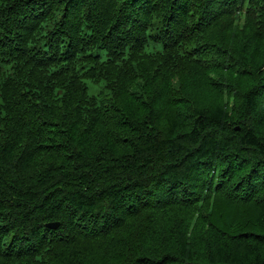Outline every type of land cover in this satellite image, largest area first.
Segmentation results:
<instances>
[{"label": "trees", "instance_id": "1", "mask_svg": "<svg viewBox=\"0 0 264 264\" xmlns=\"http://www.w3.org/2000/svg\"><path fill=\"white\" fill-rule=\"evenodd\" d=\"M0 264H264V0H0Z\"/></svg>", "mask_w": 264, "mask_h": 264}, {"label": "water", "instance_id": "2", "mask_svg": "<svg viewBox=\"0 0 264 264\" xmlns=\"http://www.w3.org/2000/svg\"><path fill=\"white\" fill-rule=\"evenodd\" d=\"M55 226H56V224H55ZM51 227H54V225H53V226H51Z\"/></svg>", "mask_w": 264, "mask_h": 264}, {"label": "rangeland", "instance_id": "3", "mask_svg": "<svg viewBox=\"0 0 264 264\" xmlns=\"http://www.w3.org/2000/svg\"><path fill=\"white\" fill-rule=\"evenodd\" d=\"M94 94H95V92H94Z\"/></svg>", "mask_w": 264, "mask_h": 264}]
</instances>
